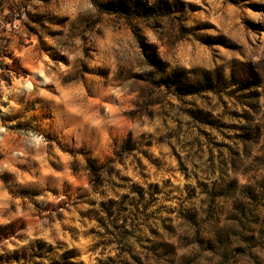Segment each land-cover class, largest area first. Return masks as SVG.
Segmentation results:
<instances>
[{"label":"rangeland","instance_id":"obj_1","mask_svg":"<svg viewBox=\"0 0 264 264\" xmlns=\"http://www.w3.org/2000/svg\"><path fill=\"white\" fill-rule=\"evenodd\" d=\"M95 1L0 0V264H264V0Z\"/></svg>","mask_w":264,"mask_h":264},{"label":"trees","instance_id":"obj_2","mask_svg":"<svg viewBox=\"0 0 264 264\" xmlns=\"http://www.w3.org/2000/svg\"><path fill=\"white\" fill-rule=\"evenodd\" d=\"M24 0H18L19 3V8L22 7V3ZM95 1V0H94ZM96 2V1H95ZM119 9L125 11L129 15L130 9L127 7L126 4H121L119 5ZM109 12V11H108ZM110 14L112 11L109 12ZM16 18H13L9 20L7 23H13V21ZM7 44L2 45V41L0 38V87L1 86H10L14 79L18 77V74L15 73L12 69H10L6 63L7 59H13L12 56L13 54H6L5 51H3V48H6ZM148 59L152 63V65L159 67L161 65V61L157 58L156 54H153L151 56H148ZM104 167V164L97 163V162H89L87 166V171L91 179L98 174L99 171L102 170Z\"/></svg>","mask_w":264,"mask_h":264}]
</instances>
